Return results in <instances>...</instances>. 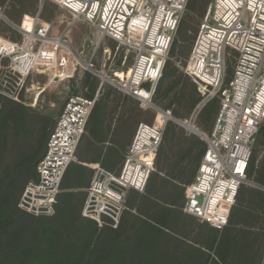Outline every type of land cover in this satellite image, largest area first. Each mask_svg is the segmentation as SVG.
<instances>
[{"label": "built area", "instance_id": "built-area-1", "mask_svg": "<svg viewBox=\"0 0 264 264\" xmlns=\"http://www.w3.org/2000/svg\"><path fill=\"white\" fill-rule=\"evenodd\" d=\"M49 1L66 12L73 23L85 22L99 31L100 39L116 42L117 49L124 46L132 54V62L118 69L115 61L107 75L102 69H94L97 48L83 64L66 36L51 33V24L39 14H23L20 23L14 24L0 6V18L19 35L12 40L0 34V63L7 61L4 69L9 80L5 83L12 89L2 91L19 102V93L30 75L48 71L50 83L64 81L77 63L100 79L99 88L109 83L135 98L141 109L153 113L150 122L137 125L117 174L92 166L81 215L98 227L116 228L126 209L128 191H144L155 169L164 127L172 120L169 110L153 102V95L188 0ZM103 53L107 60L103 58L102 67L107 62L111 65L110 50L104 48ZM126 58L124 54L121 63ZM231 59L232 75L226 80ZM181 69L201 96L186 122L194 126L205 103L219 99L209 134L194 126L205 150L194 179L185 186L181 211L186 222L222 229L239 187L251 183L246 177L247 164L264 120V0H210ZM98 92L92 98L71 94L65 99L36 165V179L25 184L18 198L21 211L34 216L54 214L61 180L67 167L78 161L77 147ZM258 264H264V252Z\"/></svg>", "mask_w": 264, "mask_h": 264}, {"label": "trees", "instance_id": "trees-1", "mask_svg": "<svg viewBox=\"0 0 264 264\" xmlns=\"http://www.w3.org/2000/svg\"><path fill=\"white\" fill-rule=\"evenodd\" d=\"M209 1L204 0L203 5ZM36 2L0 0V6H5L7 16L12 18L11 8L22 16L34 8ZM181 22L182 19L153 99L170 97L166 108L172 116L187 119L201 96L180 69L197 33L189 39L188 46L184 44L179 48L176 44ZM121 62L122 56L115 68H122ZM229 62L226 80L232 75ZM81 86L85 89L83 96L92 98L98 81L86 73ZM7 87L3 90L10 92L11 86ZM114 92L117 91L108 88L95 100L85 126L90 138L101 137L109 97ZM19 98H22L21 92ZM218 110L217 97L206 102L197 115L198 127L210 130ZM60 111L56 115L41 114L0 90V264H258L264 252V236L255 231V227L258 221H264V191L241 185L227 225L222 229L193 220L186 222L181 211L184 190L196 174L205 144L199 137L182 134L172 121L164 127L155 169L144 191H128L126 209L116 228L98 227L93 220L81 215L84 201L80 191L59 192L51 216H34L18 209L17 201L25 184L36 179V165ZM125 113L135 112L128 107ZM176 138L179 140L178 156L171 167L164 168L167 143ZM258 143L264 145L262 123L247 164L246 177L264 188V150L258 158L255 147ZM101 165L106 167V164ZM81 174L78 170L77 178H81ZM199 226L202 228L197 231L193 244L179 236V231Z\"/></svg>", "mask_w": 264, "mask_h": 264}, {"label": "rangeland", "instance_id": "rangeland-1", "mask_svg": "<svg viewBox=\"0 0 264 264\" xmlns=\"http://www.w3.org/2000/svg\"><path fill=\"white\" fill-rule=\"evenodd\" d=\"M203 1L204 0H189V5H187L181 17L182 22L179 27L180 29L179 41L176 44V45L179 44V48L180 46L181 48H183L182 46H184V44L185 47L188 46L189 39L194 36L195 32L198 31L201 18L203 17L202 15H204L208 4L207 3L206 6H204ZM2 7H3V13L10 23H14V24L20 23L19 19H21L20 18L21 15L15 8H11L14 17L9 18L7 16L6 7L5 6ZM203 7H204V13H202ZM25 14H30V15L39 14L40 19L47 21L48 23L51 24V33L64 34L68 39V41L70 42L71 46L80 55L83 64L88 62L93 50L97 48L96 56L93 59L94 69L97 70L102 69L107 75L110 74L109 70L111 67H113L115 61L117 63L121 58V56L123 58L124 54L127 55V58L125 59L124 63H121V65L122 64L129 65L132 62V54L128 53L124 48V46H119V48L117 49L116 42L108 38L100 39L99 31L85 22L76 21L73 23L71 17L66 12H64L60 7H58L56 4H54L49 0H37L35 7L29 10ZM7 20L0 18V34L12 40L18 39L19 38L18 33L11 27V25L7 22ZM104 48H108L110 50L111 52L110 58L112 59L113 62L111 63V65L110 62H107L105 67H102L103 58L105 57L104 59L107 60L105 54L103 53ZM229 61H230L229 62L230 67L232 69L233 61L232 59ZM6 65H7V61L0 63V90H3L5 86L8 85L7 83H5V80H9L5 76L6 72L4 67ZM227 67H228V62H227ZM86 73H88L91 77H94L96 81H98V87H99L100 79L94 76L91 73V71L85 69L82 64L74 63L71 77L64 81H60L56 83H50L49 78L51 74L48 71L43 73L42 72L33 73L25 81L24 88L21 91L22 98L20 101L22 104L28 106L31 109L37 110L41 114L47 116L56 115L60 111L65 99L69 95L71 94L85 95V89L82 88L81 83L84 80ZM188 81L190 82V85L193 86V82L189 77H188ZM101 87L103 92L108 88H111L112 90H116L109 83L106 82H104ZM169 98L156 99V100L153 99V102L161 109L168 110L166 108V105L169 101ZM152 116L153 113L150 110H145L142 112V120L144 121L150 120ZM189 118L190 116L187 119L175 118V120H171V121L176 124L177 121H181L180 123H182V125L180 124L177 125L182 131L181 132L182 134L187 136L192 135L199 137L197 133L191 132L183 125L187 123L186 121H189ZM263 124H264V120L262 122V125ZM194 126L195 128H199L197 125V118L195 120ZM199 130L205 131L202 128H199ZM206 132L207 134H209L210 130H206ZM178 141L179 140L176 138L173 140L172 143H167V152L165 153L166 161L165 160L163 161L164 168L171 167V165L176 161V158L178 156L177 151L179 148ZM255 147H256L257 157L260 158L264 150V145L262 143H258V145ZM72 167L73 169H71L70 172L73 174L76 171H74L75 168L74 165H72ZM163 172L165 171L163 170ZM243 185L264 191L263 187L258 186L254 182L245 183ZM250 195L255 197L252 193H250ZM263 220H264V216H263ZM258 223H259L257 225L258 227H255V231H260L259 233H262L264 236V221L260 220L258 221ZM193 229L191 228V229L181 230L178 232L179 236L183 240L193 244L194 242H196L197 240L196 236L198 234L197 228H195L194 230ZM262 248L264 250V246H262Z\"/></svg>", "mask_w": 264, "mask_h": 264}, {"label": "crops", "instance_id": "crops-1", "mask_svg": "<svg viewBox=\"0 0 264 264\" xmlns=\"http://www.w3.org/2000/svg\"><path fill=\"white\" fill-rule=\"evenodd\" d=\"M97 92L98 97L100 92H103L102 87L97 86L94 96ZM118 92L112 93L109 97L101 137L90 138L86 131L81 137L77 147L78 161L67 167L61 180L60 193L80 191L83 201H85L86 188L93 175L92 166L99 165L117 174L121 169L125 153L132 141L137 125L152 120V118L148 121L142 120V112L145 110L139 107L138 101L130 95ZM128 107L133 108L135 113L131 115L125 113ZM102 163L106 164V167L102 166ZM72 165L75 167L74 171L79 170L82 173L81 178H77L76 172L73 174L70 172L73 169ZM201 228L199 226L197 231Z\"/></svg>", "mask_w": 264, "mask_h": 264}, {"label": "bare ground", "instance_id": "bare-ground-1", "mask_svg": "<svg viewBox=\"0 0 264 264\" xmlns=\"http://www.w3.org/2000/svg\"><path fill=\"white\" fill-rule=\"evenodd\" d=\"M185 127H187L188 128V130H190V131H195V128H194V126H192L191 124H189L188 122L187 123H185V124H183Z\"/></svg>", "mask_w": 264, "mask_h": 264}, {"label": "water", "instance_id": "water-1", "mask_svg": "<svg viewBox=\"0 0 264 264\" xmlns=\"http://www.w3.org/2000/svg\"><path fill=\"white\" fill-rule=\"evenodd\" d=\"M172 120H175V118L172 117ZM177 124L182 125V123H180V121H177ZM186 128H187V127H186ZM187 129H188V128H187ZM191 132H195V133H197V129H195V131H191Z\"/></svg>", "mask_w": 264, "mask_h": 264}]
</instances>
